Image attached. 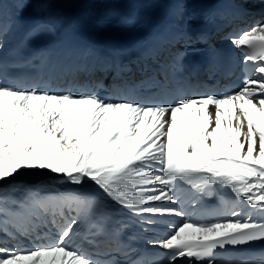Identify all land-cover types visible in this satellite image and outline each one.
I'll use <instances>...</instances> for the list:
<instances>
[{"label":"snow or ice","instance_id":"1","mask_svg":"<svg viewBox=\"0 0 264 264\" xmlns=\"http://www.w3.org/2000/svg\"><path fill=\"white\" fill-rule=\"evenodd\" d=\"M32 3L44 13L55 0H23L24 7ZM235 7L239 14L246 12L240 4ZM184 15L178 5L173 22L182 26ZM124 23L132 26L136 20L129 17ZM56 31V22L38 20L28 28L26 38L32 42ZM180 34L189 35L192 42L190 33ZM3 35L0 33V48ZM170 39L161 34L153 51L159 54ZM229 39L237 48L246 45L258 50L262 62L256 72L262 77H245L243 87L234 93L181 98L173 105L111 100L84 91H53L45 76L51 78L56 71L54 49L11 64L0 61V77L12 68L34 69L28 87L0 86V182L23 185L19 178L29 173L58 176L68 186L58 202L41 198L39 186L24 187L32 197L30 207L47 211L67 206L76 213L62 220L53 217L44 224L58 229L51 245L28 250L0 245V264H101L70 247L82 228L88 225L102 231L103 226L92 221L128 216L149 231L158 223L153 217L183 218L187 215L183 209L165 203L179 200L168 185L173 178L190 182L198 176L205 177V184L230 186L237 198L255 207L261 219L232 209L233 219L199 224L183 220L165 239L149 243L170 251L169 264L179 257L196 258L200 264H264V252L242 258L233 252L257 243L264 247V22ZM196 40L206 42L205 34ZM85 51L91 57L97 55L95 49ZM182 59L162 67L163 81L152 77L132 87L148 84L159 94L167 93L168 85L184 71ZM253 59L245 55L244 63ZM51 229L40 233L33 228L21 236L43 241ZM6 235L16 239L11 233ZM82 239L92 243L88 233Z\"/></svg>","mask_w":264,"mask_h":264},{"label":"bare ground","instance_id":"2","mask_svg":"<svg viewBox=\"0 0 264 264\" xmlns=\"http://www.w3.org/2000/svg\"><path fill=\"white\" fill-rule=\"evenodd\" d=\"M10 1L11 0H3L2 5H0V33L7 32V35L3 37L4 46L0 48V56L11 48L15 38L19 34V25L23 21L25 11L33 13L32 24L38 20H51L56 22L57 29L62 35L70 37L72 33L75 32L76 35L84 36L83 43L85 44V49H82V55L87 54L85 50L89 49L94 41L96 42L100 37L109 34L127 36L140 35L144 26V20L150 14L160 16V18L172 28L174 34L171 35V38L175 40L177 36L180 37L181 32H184L185 19L187 16V11L184 7L186 0H55L51 8L44 13L39 12L38 5L35 3L24 7L23 0H19L15 4L9 3ZM178 5L180 9L185 11L182 26L173 22V18L177 14ZM242 5H246V3ZM263 9L264 3L259 2L256 4V9L253 13H262ZM262 16H264V13H262ZM129 17L135 18L136 20V23L132 26L124 23L125 19ZM256 19L260 20V17ZM228 45L231 47L234 46L232 43H228ZM166 48H168L169 51L172 49L170 44L167 45ZM261 77L262 74H259L257 79ZM19 179L28 184L27 187H31V185L39 186V196L54 202L59 201L61 195L64 194V190L68 187L59 182L58 176L48 172L29 173ZM183 180V178H173L168 187H171L173 192H175L177 186L183 182ZM9 183L15 184L19 183V181ZM6 186L7 184L0 182V187L6 188ZM32 188L35 189L34 187ZM129 190L131 191V189ZM31 199L32 197L28 196L25 190L20 192V196L17 195V193L12 194L6 192L0 197V209L3 210L0 211V245L8 248H19V244H21L19 241H22L24 244H21L19 249H31L34 245L33 241L21 237L13 244H10L9 239L11 237L6 235V233H11L19 237L21 233L32 231L33 228L40 233L49 232L51 226L49 225L47 228L44 226L48 220L53 217L57 220H62L68 216L76 215V213L67 206L62 208L54 206L50 207L47 211L31 208ZM14 200H18L20 203L13 204L12 201ZM238 201L241 203V208L250 209L253 218L257 219V211L254 206L248 205L243 198H238ZM61 212L63 213V217L61 216ZM122 217L123 220L136 227L139 237H143L148 241L165 239L171 231L160 226H154L152 230L143 231L140 225L134 222L136 218H130L128 216ZM153 218L161 219L163 217ZM92 223H94V221H92ZM38 224L39 227H36ZM81 230H86V233H90L91 231L88 225ZM57 236L58 229H51L49 236L43 241L48 242L56 240ZM39 242L40 241H36L37 246H39Z\"/></svg>","mask_w":264,"mask_h":264},{"label":"rangeland","instance_id":"3","mask_svg":"<svg viewBox=\"0 0 264 264\" xmlns=\"http://www.w3.org/2000/svg\"><path fill=\"white\" fill-rule=\"evenodd\" d=\"M25 185H26V183H24V182H23V185L21 183H19L18 185L17 184L8 183L6 190L10 191V192H14V193H15V191H17V193L20 194V191L23 190ZM20 187L22 189H20ZM45 191H47V190H45ZM2 193H3V189H0V197H1Z\"/></svg>","mask_w":264,"mask_h":264}]
</instances>
